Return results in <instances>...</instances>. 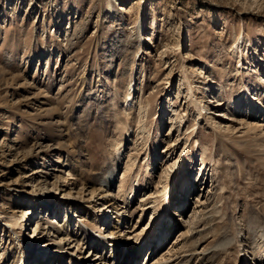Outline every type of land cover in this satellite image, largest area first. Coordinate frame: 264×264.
<instances>
[{
    "label": "rangeland",
    "instance_id": "obj_1",
    "mask_svg": "<svg viewBox=\"0 0 264 264\" xmlns=\"http://www.w3.org/2000/svg\"><path fill=\"white\" fill-rule=\"evenodd\" d=\"M116 148L109 262L58 242L113 230ZM167 204L149 263L264 264V0H0V264H114Z\"/></svg>",
    "mask_w": 264,
    "mask_h": 264
},
{
    "label": "bare ground",
    "instance_id": "obj_2",
    "mask_svg": "<svg viewBox=\"0 0 264 264\" xmlns=\"http://www.w3.org/2000/svg\"><path fill=\"white\" fill-rule=\"evenodd\" d=\"M216 91V90H215ZM212 92V91H211ZM214 92V91H213ZM132 93H133V88H132V86L130 85V87H129V89H128V91H127V93H126V95H125V105H129V106H131V104H132V100H133V98H132ZM208 94L210 93V92H207ZM215 93V92H214ZM213 93V94H214ZM216 93H217V91H216ZM191 94V93H190ZM207 94V95H208ZM211 94V93H210ZM207 97V96H206ZM208 99L209 100H207V101H205L204 102V105L202 106V107H200L199 108V110H201L203 113H208V114H210V109H208L207 107H206V103H208V102H213V97H211V96H209L208 97ZM198 115H201V114H198ZM221 125V123H219V122H215V128H217V129H219V127H221L220 126ZM119 152H120V148H116L115 149V155L113 156L114 157V164L112 163V166H110V168L108 167V169H106L105 171H102L103 173H101V174H99V177L96 179V182H98V186L100 187V188H103V189H106V191H105V194L104 195H102V198H101V200H104L105 201V203L103 204L104 206H103V209H112L113 211H114V215H112L110 218L111 219H113V224H107L106 223V229H108L109 227H112V229L114 230L115 229V232L113 233V230L111 231V232H106L105 233V235H104V233H102L101 235H98V238H96V239H98V240H96L95 239V241L93 240V236H91L90 234H88L85 230V228H84V221L82 220V221H80V224L78 225V227H77V233H75L74 234V239H71V235H70V233H69V231H68V226H67V228H66V235L64 236V234H65V232H63V230H62V233L59 235V236H64L62 239H60L59 240V242H58V245H67V246H69V245H71V244H74V245H71L72 246V249L74 248V247H77V249H81V245L82 246H84V245H91V247H92V251H90L89 253H90V258H97L96 256H98V258L100 259V260H104V259H107L108 261H109V257L111 256V254L112 253H110V252H113L114 251V247L113 246H110V247H108V250H107V246L108 245H112L113 244V242H112V244H109L108 243V241H112V239L116 242V244H122V245H124V246H126V245H128V242H126L125 240H127V239H121V237H123V236H119L120 238H118V237H115L114 236V234H116V233H119V226L121 225V222L123 221V220H121V217H122V215H123V212L121 211L122 210V208H119V205H117L116 203L118 202L117 200V196L118 195H113V193H111L113 190V188L115 189V185H116V175H117V172H116V169H117V167L115 166V162H117L116 160H119L120 159V157L122 156V154H121V152H120V154H121V156L119 155ZM111 165V164H110ZM125 169V168H124ZM119 182V181H118ZM191 182L192 181H186V185H185V187H187L188 185H189V188L188 189H186V188H179V190H180V193L181 194H178V193H174V201L175 202H178V203H183L185 200H187V195L189 194V189H190V187H191ZM120 188L122 189V185L120 184L119 185V187H118V190H120ZM115 190H117V189H115ZM122 191V190H121ZM168 191H173V192H175V191H178L177 189H176V187H175V185H173V183H171L170 184V187H169V189H167L166 190V193H165V196L167 195V192ZM115 192V191H114ZM119 193H120V191H118ZM117 192V194H119ZM93 193L94 192H92V195H93ZM130 193H132V189H131V191L129 192V194ZM127 196V198H128V195H126ZM29 197V196H28ZM117 197V198H116ZM123 197H124V202H123V204H126V200H125V194L123 195ZM143 198V197H142ZM120 199V198H119ZM41 200H44V199H41ZM103 201V202H104ZM122 202V201H121ZM96 203V202H95ZM171 203V202H170ZM172 204V203H171ZM171 204H167V205H164L163 207H161V209L158 211V215L159 216H155V213L154 214H152L151 215V217L149 218V221H147L146 223V225H145V227H144V233H145V231L147 230V229H151V228H153L154 226L156 227V229H157V232H158V235L156 236V235H153V238H149L148 240H146L145 242H143L142 243V245H140L141 247H136V249L137 250H135V251H132L133 250V247H130L129 249L131 250H128V249H124V250H119V249H117V255H116V257H113V258H110V260H115L114 261V264H136L137 263V257L138 258H142V260H143V264H162L161 262H155V263H149L150 262V260H151V256H153V254H154V251H155V247H152V246H154L156 243H157V239L159 238V236H160V230H162V227H163V223L165 222L164 221V216L165 215H169V210H170V206H171ZM121 206V205H120ZM64 208H65V206H63ZM62 207V208H63ZM69 205H67V209H65L64 210V212L62 211L61 212V216L62 217H66L65 219H64V222H66L67 220L69 221V219H70V216H71V214H70V209H69ZM105 207V208H104ZM67 210V211H66ZM157 211V210H156ZM160 211H163V212H161V214L162 215H160L159 214V212ZM47 212H48V210H47ZM72 213V212H71ZM25 214H27V213H25ZM25 214H24V216H21V218L20 219H17V220H15L14 222H13V224L12 225H15V226H17V225H21V222L24 220V218H25ZM58 214V213H57ZM182 214V213H181ZM60 215H58V219H59V216ZM69 217H68V216ZM72 216H74V215H72ZM163 217V218H162ZM178 217H181L180 215L178 216ZM75 218V217H74ZM169 218H170V216H169ZM175 218V217H174ZM173 218V219H174ZM91 219V218H90ZM97 219H95V221H93L91 224H92V226L93 227H96L97 226V221H96ZM148 220V219H147ZM179 222V221H178ZM58 224V223H57ZM63 224V223H62ZM73 224V223H72ZM123 225V224H122ZM165 225V224H164ZM10 226H11V224H10ZM64 226V225H63ZM57 227H58V225H57ZM154 227V228H155ZM85 230H84V229ZM165 229V228H164ZM57 230V232L56 233H58L59 234V232L58 231H60V230H58V229H56ZM108 231V230H107ZM164 231V230H163ZM64 233V234H63ZM164 234V233H163ZM28 235V236H27ZM26 236H27V239L29 240V239H32L33 238V236H32V232H30L29 234H27ZM59 236H57L56 238H58ZM100 236H101V238H100ZM156 236V237H155ZM106 237H109V238H106ZM152 237V236H151ZM181 236H178L177 237V240L180 238ZM95 238V237H94ZM106 238V239H105ZM118 238V239H117ZM102 239V241H100ZM145 239V238H144ZM176 239V238H175ZM181 239V238H180ZM18 242V245L20 246V247H22V245H24V247L25 248H27L28 247V245L26 244H23V243H21L20 241H17ZM104 243L106 244V247H105V245H104ZM181 243V242H180ZM44 247V246H43ZM43 247H40V248H36V251L38 250H41ZM120 247H121V245H120ZM174 247V246H173ZM83 248V247H82ZM70 249H71V247H70ZM152 249V250H151ZM59 250H64V248H59ZM158 250V249H157ZM184 250V249H183ZM37 251V252H38ZM62 251H58L57 253L59 254V255H62V257L60 256V259H61V261L64 259V257H66L67 256V252L65 251V252H62ZM110 251V252H109ZM151 251V252H150ZM39 252H42V250L41 251H39ZM94 252H95V255H94ZM149 252H150V254H149ZM169 252H171L170 251V249L167 251V253H169ZM185 253V252H184ZM183 252L182 253H178L177 255H174L173 257L175 258V260L176 259H178V258H180V257H184V254ZM44 253H41L40 255L41 256H39L40 258H42V259H44L45 258V255H43ZM97 254V255H96ZM140 254V255H139ZM149 254V257H150V259H149V257L147 258V255ZM186 254V253H185ZM70 255H73V253L72 254H70ZM198 255V254H197ZM202 255L204 256H206V254H204V253H202ZM93 256H95V257H93ZM176 256V257H175ZM32 258H34L33 256H31L29 253H27V257H26V259L25 260H23L24 261V263L23 264H31L30 262H29V260L30 259H32ZM72 259H74V257L72 258ZM37 260H41V259H37ZM43 261V260H42ZM41 261V262H42ZM68 261V257H67V259H66V262ZM110 262V261H109ZM40 262H36V264H39ZM44 263V262H43ZM62 263V262H61ZM100 263L101 264H103V262H101L100 261ZM45 264V263H44ZM65 264V263H64ZM74 264H85V262H83V260H81V259H78V258H76L75 257V262H74ZM139 264V263H138ZM171 264V263H170ZM173 264V263H172ZM175 264V263H174Z\"/></svg>",
    "mask_w": 264,
    "mask_h": 264
}]
</instances>
